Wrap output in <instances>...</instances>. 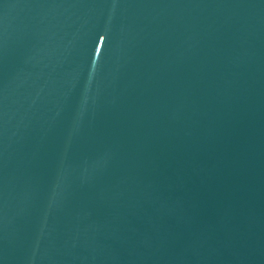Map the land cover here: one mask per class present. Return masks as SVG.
Listing matches in <instances>:
<instances>
[{"label":"water","instance_id":"95a60500","mask_svg":"<svg viewBox=\"0 0 264 264\" xmlns=\"http://www.w3.org/2000/svg\"><path fill=\"white\" fill-rule=\"evenodd\" d=\"M0 264H264V0H0Z\"/></svg>","mask_w":264,"mask_h":264}]
</instances>
